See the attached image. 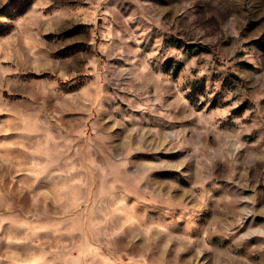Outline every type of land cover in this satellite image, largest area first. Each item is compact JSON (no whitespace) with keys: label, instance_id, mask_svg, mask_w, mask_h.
Masks as SVG:
<instances>
[{"label":"rangeland","instance_id":"374dc122","mask_svg":"<svg viewBox=\"0 0 264 264\" xmlns=\"http://www.w3.org/2000/svg\"><path fill=\"white\" fill-rule=\"evenodd\" d=\"M0 264H264V0H0Z\"/></svg>","mask_w":264,"mask_h":264}]
</instances>
